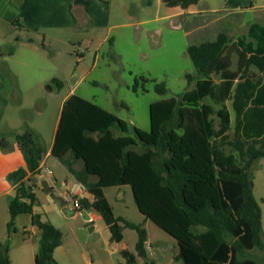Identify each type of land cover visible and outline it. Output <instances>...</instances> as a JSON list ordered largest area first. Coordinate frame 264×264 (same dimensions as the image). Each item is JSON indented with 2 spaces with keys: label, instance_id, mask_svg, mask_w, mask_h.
<instances>
[{
  "label": "trees",
  "instance_id": "trees-1",
  "mask_svg": "<svg viewBox=\"0 0 264 264\" xmlns=\"http://www.w3.org/2000/svg\"><path fill=\"white\" fill-rule=\"evenodd\" d=\"M162 1L181 8L198 2ZM229 31L221 20L186 34L195 73L185 78L194 85L178 97L150 103L148 130L133 126L134 136L114 135L113 126L129 130L125 120L75 93L62 103L51 154L94 196L93 201L80 198V204L101 216L112 242L123 239L124 227L137 231L136 254L121 250L122 264H136V256H146L147 235L142 224L115 216L103 195L108 186L130 187L139 212L176 240V259L183 264H258L247 254L264 250L252 169L254 162L264 160V26L249 27L256 47L246 37L235 41V69H230V51L225 50ZM251 66L258 72L252 73ZM138 87L135 79L131 89L137 92ZM155 91L164 94L165 85L156 83ZM204 97L220 108L203 102ZM15 141L25 166L7 176L14 186L7 229H13L18 215L29 214L30 223L40 230L34 264H58L53 250L61 244L62 232L34 212L38 199L29 182L30 176L40 174L46 148L28 128L16 133ZM0 143L6 146L4 137ZM76 161L82 162L79 170L73 168ZM92 175L96 181L89 180ZM8 250L0 242V264H10Z\"/></svg>",
  "mask_w": 264,
  "mask_h": 264
},
{
  "label": "rangeland",
  "instance_id": "rangeland-1",
  "mask_svg": "<svg viewBox=\"0 0 264 264\" xmlns=\"http://www.w3.org/2000/svg\"><path fill=\"white\" fill-rule=\"evenodd\" d=\"M5 4V0H0V13L8 21L0 19V70L6 77V92L11 101L8 112L14 111L20 104L18 111L21 119L29 125L38 126L43 134L42 140L46 142L52 136L53 121L61 100L71 91L127 122V132L120 131L117 126L111 127L114 135L134 136L133 126L149 129L150 103L171 96L178 97L193 87L185 74L195 73V68L186 52L188 41L180 29L164 25L161 34L157 35L151 32L155 29L154 25L147 24L140 28H121V34L111 31L109 39L104 41L100 40L104 31H100L102 37L90 40L89 33L81 28L36 30L26 24L27 20H31L28 14H32L33 19L36 14L39 21L43 17L49 18L50 14L51 21L66 22L67 19L69 24L68 11L60 0H40L34 13L29 8H25V12L17 8L11 13ZM34 26L38 24L34 23ZM16 37H25L24 40L30 41L19 43ZM140 77L149 80L142 83ZM135 79H139L137 92L131 89ZM156 83L165 85L164 94L155 91ZM142 85L145 90H142ZM202 101L211 104L215 110L220 108L208 97ZM212 118L215 123L218 121L216 114ZM135 148L141 149L139 145ZM252 169L254 193L261 206L264 241V160L254 162ZM46 177L49 178L48 175ZM49 184L55 196L56 183L49 179ZM106 193L116 214L134 223L141 222L142 216L128 185L120 189L107 188ZM36 195L38 200L33 207L34 212L62 232V244L66 251L68 249L72 264H122L124 259L120 252L123 249L114 252L112 247L115 244L135 253L134 246L138 239L136 230L125 227L122 243L110 242L109 232L100 217L95 214L92 221L83 219L82 213L92 214V211L84 209L69 215L64 210L74 208L72 196H68L62 205L57 198L49 199L41 188ZM14 223L18 230L13 228L9 231L11 239L7 244L25 235L38 248L39 229L33 225L32 230L26 231L22 226L24 223L31 229L30 215H18ZM91 224H96L95 231H89ZM142 227L146 231L148 244L146 256L138 257L137 264H183L176 259L178 246L172 236L149 219L142 223ZM247 256L254 258L258 264H264V250L254 248ZM20 262L13 257L14 264H23Z\"/></svg>",
  "mask_w": 264,
  "mask_h": 264
},
{
  "label": "crops",
  "instance_id": "crops-1",
  "mask_svg": "<svg viewBox=\"0 0 264 264\" xmlns=\"http://www.w3.org/2000/svg\"><path fill=\"white\" fill-rule=\"evenodd\" d=\"M5 0V8L13 12L17 8L22 9L25 12V8L31 9L34 13V8L39 4L40 0ZM47 2L48 0H44ZM63 2L65 9L68 11V17L71 20L69 24L66 22H53L49 18H42L41 21L38 20L35 14V19H33L32 14H28L31 20H27L26 24L30 25L32 29H84L85 32L89 33L90 40L96 39L97 37H102L100 31H104V36L101 41L109 39V33L111 31H116V33L121 34L120 29L124 27L140 28V26H145L147 24H153L155 29L151 32L159 35L162 31V26L168 25L172 29H180L186 38L187 33H194L198 29L201 30L207 26V24H212L216 21L224 20V24L230 29L228 36L229 42L225 48L226 51H230L231 66L230 69H235L237 65V52L236 48L233 47L235 41L239 38L246 37V42H251L254 47L257 46L255 39L248 36L249 27L252 24H258L264 26V0H198L197 3L189 5L187 8H181L180 6L169 7L165 5L162 0H60ZM4 2V0H3ZM68 7V9H67ZM28 13V12H27ZM241 14H249L250 16L243 20ZM232 16V18H231ZM0 19L4 20L5 17L0 13ZM24 19V18H23ZM38 20V21H37ZM4 22H8L4 20ZM37 23L38 26H34ZM27 24V25H28ZM29 27V26H28ZM244 28V30H242ZM29 29V28H27ZM148 32L147 28L145 27ZM25 37H16L19 43L23 41H30V39H25ZM113 40V37L110 38ZM8 53H12L8 51ZM235 59V60H234ZM235 61V67H232V63ZM1 69V67H0ZM252 73H257L258 70L255 66L250 67ZM216 80V78H214ZM6 77L4 73L0 70V137H4L6 141V146H2L0 143V242L8 243L11 239V235L7 229V222L10 219V214L8 210V205L14 197V186L9 182L7 176L10 172L16 170L19 167L25 166V161L23 155L19 148L17 147L15 141V134L22 132L24 129H32L43 138L42 131L38 126L29 125L19 116V107L12 112L9 110L10 99L6 92ZM58 83V81H57ZM194 85V82H192ZM76 85V84H75ZM74 85V87H75ZM72 91L70 92V94ZM68 94V95H70ZM67 98V94L62 98L58 113L53 121L52 136L48 142L42 140L46 152L40 162V174L30 176L29 182L32 183L33 191L37 194L39 187V176L45 177L49 184V179L51 182L56 183L57 193L53 196L52 186H50L51 191L47 194L48 198L54 197L59 198L63 204H65L66 198L68 196L86 198L89 201H93L94 196L87 192L84 186L76 180L74 175L68 170L67 165L59 160L57 157L51 154V147L53 144L55 131L59 119L60 110L63 101ZM67 160V155L65 156ZM82 162L76 161L73 163V168L76 170L81 169ZM56 174L58 176H56ZM48 175V179L47 176ZM59 177V181H57ZM90 181H96L97 177L92 175L89 177ZM126 185L119 186H108L103 188V195L111 205L115 216L122 217L127 220L125 216L121 214H116L113 205L111 204L108 195L106 193L107 188L116 187L122 188ZM130 188V187H129ZM131 190V189H130ZM37 196V195H36ZM133 196V195H132ZM38 199V198H37ZM138 210V209H137ZM139 211V210H138ZM96 214V217L101 216L92 211V214ZM140 213V212H139ZM75 214V213H74ZM73 214V215H74ZM83 214V213H82ZM142 219L140 224L144 223L147 219L140 213ZM18 217V216H17ZM15 218V220L17 219ZM102 219V218H101ZM129 221V220H127ZM15 222V221H14ZM15 224V223H14ZM23 230L30 231L33 229L31 224V229L22 224ZM106 229L109 232L107 225ZM15 231L18 228L14 225ZM125 228V227H124ZM123 228V230H124ZM89 231L96 230V224L89 226ZM147 235V234H146ZM40 236V230H39ZM124 239V234H123ZM115 242L117 244L122 243ZM109 241L110 232H109ZM137 242V241H136ZM61 244L53 250V258L58 264H72L70 259V254L67 249L65 250L63 244ZM148 244V242H147ZM136 245V243H135ZM9 259L10 264L13 263V257L23 262V264H34V255L36 253V248L34 246V241H31L28 236L22 235L18 236L14 242L8 244ZM124 246H117L116 244L112 247L114 252L120 251ZM135 247V246H134ZM133 253V252H131ZM136 254V249L135 253ZM136 256V264L138 261ZM21 263V262H20Z\"/></svg>",
  "mask_w": 264,
  "mask_h": 264
},
{
  "label": "water",
  "instance_id": "water-1",
  "mask_svg": "<svg viewBox=\"0 0 264 264\" xmlns=\"http://www.w3.org/2000/svg\"><path fill=\"white\" fill-rule=\"evenodd\" d=\"M39 187H40V188L42 189V191H44L46 194H49L50 191H51V188H50V186H49L47 180H46L45 177H43L42 175L39 176ZM52 198H54V197H52ZM52 198L50 197V199H52ZM56 198H57V197H56ZM57 199H59V198H57ZM59 200H60V199H59ZM60 201H61V200H60ZM61 203H62V205H64L63 202H61ZM64 210H66V211L68 212L69 215H73V214L76 212V210H75L74 208L71 209V210H67V209H64ZM82 217H83L84 220H87V219H88V215L86 214V212H84V213L82 214Z\"/></svg>",
  "mask_w": 264,
  "mask_h": 264
},
{
  "label": "built area",
  "instance_id": "built-area-1",
  "mask_svg": "<svg viewBox=\"0 0 264 264\" xmlns=\"http://www.w3.org/2000/svg\"><path fill=\"white\" fill-rule=\"evenodd\" d=\"M79 199H80L79 197L73 198V207L76 211L81 212L84 210V208L81 206ZM86 214L88 215V219L86 221H92L94 219V216H95L94 214H88V213H86Z\"/></svg>",
  "mask_w": 264,
  "mask_h": 264
}]
</instances>
